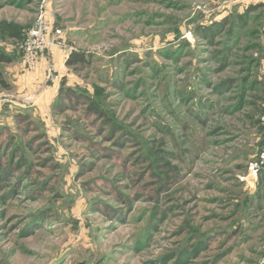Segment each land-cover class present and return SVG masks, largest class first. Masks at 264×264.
Listing matches in <instances>:
<instances>
[{
  "label": "rangeland",
  "instance_id": "1",
  "mask_svg": "<svg viewBox=\"0 0 264 264\" xmlns=\"http://www.w3.org/2000/svg\"><path fill=\"white\" fill-rule=\"evenodd\" d=\"M42 14L63 90L25 74ZM2 54L0 264H264V0H0Z\"/></svg>",
  "mask_w": 264,
  "mask_h": 264
},
{
  "label": "built area",
  "instance_id": "2",
  "mask_svg": "<svg viewBox=\"0 0 264 264\" xmlns=\"http://www.w3.org/2000/svg\"><path fill=\"white\" fill-rule=\"evenodd\" d=\"M62 34V31L59 29L53 30L44 14L40 15L19 46L20 55L22 56L26 68L29 70L35 69L41 56L46 54L52 46H58L62 48L67 55H70L72 52L67 50L66 42ZM261 73L264 77V66ZM260 122L264 129V90L263 112ZM247 172L249 177L261 183L264 190V136L263 148L248 164Z\"/></svg>",
  "mask_w": 264,
  "mask_h": 264
},
{
  "label": "crops",
  "instance_id": "3",
  "mask_svg": "<svg viewBox=\"0 0 264 264\" xmlns=\"http://www.w3.org/2000/svg\"><path fill=\"white\" fill-rule=\"evenodd\" d=\"M66 60L67 57L63 53V50L58 46H52L50 48V51L45 56L40 58L38 65L35 68V71L25 74L28 78H32L31 84L34 85L35 89L42 86L43 83L46 84V81L48 82L51 79L50 81L52 82V84H49L51 85V88L46 87L44 90H47L49 88V90H55V88L60 90V85L58 82H60V79L66 74ZM49 64H51L53 68V75L52 78L48 79L47 70Z\"/></svg>",
  "mask_w": 264,
  "mask_h": 264
},
{
  "label": "trees",
  "instance_id": "4",
  "mask_svg": "<svg viewBox=\"0 0 264 264\" xmlns=\"http://www.w3.org/2000/svg\"><path fill=\"white\" fill-rule=\"evenodd\" d=\"M10 62H11L10 58H8L5 54H2L0 56V64L10 63ZM87 62H88V59L83 53L72 52L66 60V66L67 67H78V66L85 65ZM0 85L6 90L10 89L9 85L6 84V81L4 80L1 72H0ZM62 85H64V81L62 82ZM60 90H63V86L60 88ZM262 112H263V101H262Z\"/></svg>",
  "mask_w": 264,
  "mask_h": 264
}]
</instances>
